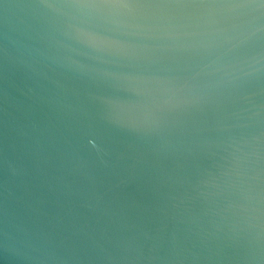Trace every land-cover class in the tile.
Masks as SVG:
<instances>
[{"label":"water","instance_id":"water-1","mask_svg":"<svg viewBox=\"0 0 264 264\" xmlns=\"http://www.w3.org/2000/svg\"><path fill=\"white\" fill-rule=\"evenodd\" d=\"M99 2L0 0V264H264V0Z\"/></svg>","mask_w":264,"mask_h":264},{"label":"clouds","instance_id":"clouds-1","mask_svg":"<svg viewBox=\"0 0 264 264\" xmlns=\"http://www.w3.org/2000/svg\"><path fill=\"white\" fill-rule=\"evenodd\" d=\"M83 7H91L94 9H101V10H105L108 12L130 13L132 11L133 5H131L128 2V0H100L99 3L92 4V5H84ZM219 7H222L223 9L231 13L237 10L250 7V5L247 3L239 2V3L225 4ZM209 15L211 16V12H209ZM211 74L213 73H208V75H211Z\"/></svg>","mask_w":264,"mask_h":264}]
</instances>
